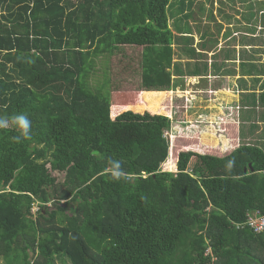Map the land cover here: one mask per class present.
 Listing matches in <instances>:
<instances>
[{
    "label": "trees",
    "instance_id": "obj_1",
    "mask_svg": "<svg viewBox=\"0 0 264 264\" xmlns=\"http://www.w3.org/2000/svg\"><path fill=\"white\" fill-rule=\"evenodd\" d=\"M171 3L0 0L7 264H264V234L233 223L264 212V141L222 156L184 148L172 169L171 108L114 111L118 77L159 93L174 88L173 75L200 73L199 64L184 71L174 61L176 47L192 58L201 52L189 27L171 28ZM92 76L102 79L95 88ZM259 97L264 107V90ZM18 114L32 121L30 138L11 123ZM113 161L126 179L112 178Z\"/></svg>",
    "mask_w": 264,
    "mask_h": 264
},
{
    "label": "rangeland",
    "instance_id": "obj_2",
    "mask_svg": "<svg viewBox=\"0 0 264 264\" xmlns=\"http://www.w3.org/2000/svg\"><path fill=\"white\" fill-rule=\"evenodd\" d=\"M221 1L222 0H184L185 3H182V0H172L169 8L171 28L176 33V27L178 24L181 27H189L194 34V42L192 44L198 48L199 52H201V55L192 58L182 53L178 50V47H176L174 61L177 62L179 67H182L184 71L188 68H197V64L203 66L204 61L207 62V64H210L209 58L211 53H206L200 45L202 42L200 41L201 31L205 32L208 30L214 37L217 35L219 38L222 35L226 37L225 33L227 32L228 27L222 24V29H219V20L221 19L220 17L222 14L219 13L218 10L222 8ZM229 1L230 0H224V2L227 3V7H225L227 12L228 5L231 3V1ZM250 1L256 5L259 0ZM262 2L264 4V0L259 1L260 5ZM243 4L245 3L237 4L241 11L240 14L242 12H247V8L244 7ZM248 4L249 3H246L245 5ZM192 12L193 18L192 16L187 17V14ZM211 16H215L214 21L210 19ZM206 17H209L211 21L206 20ZM206 21L208 22L206 23ZM235 26L237 25H230L232 29ZM244 26L251 28V25ZM239 28L244 29L245 27ZM259 33L258 44L253 50L258 53L256 56L260 59H257L255 64L264 63V36L262 35L264 33V25L261 26ZM118 59L122 62L123 66L125 62H123L120 55L116 57V60ZM104 60L102 57L97 58V61H99L100 64L99 67L101 66V63L103 64V62H105ZM230 67L231 66L229 65L228 68ZM100 77L92 76L90 78L93 88L96 87L98 80H102ZM223 77L224 78H216L215 76H212L208 79H204L205 77L202 78L194 75H173L174 88L170 91L159 93H156V91L145 92L141 90V84L137 79L133 82L128 79V81H126L124 77H118L116 79L117 87L111 94V101L115 108V113H119L122 110L129 108L139 109L150 106H167L171 108V119L173 124L171 130L167 133L171 143L170 164L168 163L165 166L174 169L178 152L184 148L220 156L230 153L238 146L240 138L239 133L242 134V132H244L243 126H240L239 117L248 122L250 120L251 122L256 118L257 113L264 116V107L260 106L259 109H256L255 102L253 104V110H250L247 104L242 106L239 105L237 96L241 95L243 87L238 77ZM260 78L261 82H259L257 86L264 83V76H260ZM218 85L220 86L219 88L217 87ZM215 90H217L216 93L213 92ZM220 90H228L233 93V95L236 94V97L230 98V100L227 101L224 100L220 104V100H222L218 97ZM249 95L252 96L253 99H256V97L260 98L255 94ZM217 100H219V102ZM243 103H247V101H243ZM222 104L225 105V109L223 110H225L226 113L222 116L225 119H220L221 114H219V107L223 106ZM243 106H246V110L243 109ZM205 110L214 112L219 119H214L213 116L211 118L209 115L205 116V113H203ZM216 123H219L220 126L216 125ZM248 129L249 124H245V130L248 131ZM253 130L255 132L259 131L257 134L261 135L260 141H264V123L259 124L258 130L255 128ZM207 136H210V138H206ZM53 174L57 176L59 182L64 180L65 173L54 171ZM37 208V205L34 206V209ZM57 263L61 264V260L58 259ZM0 264H7V262L3 258H0Z\"/></svg>",
    "mask_w": 264,
    "mask_h": 264
},
{
    "label": "crops",
    "instance_id": "obj_3",
    "mask_svg": "<svg viewBox=\"0 0 264 264\" xmlns=\"http://www.w3.org/2000/svg\"><path fill=\"white\" fill-rule=\"evenodd\" d=\"M230 1L231 3L228 5V12L225 8L227 7V3H225L224 0L221 1L222 8L218 10L219 13L222 14L220 17L221 19L219 20V29H222V24L228 27V30L225 33L226 37H224L223 35L220 38L218 35L214 37L213 34L208 30H206L207 33L204 37V32H200V41L207 43V46L202 48L204 49V51H206V53H211V56L209 58L210 64H207V62L204 61L203 66L199 65L201 67L200 73L195 74L194 76L202 78L205 77L204 79H208L212 76H215L216 78H224L223 76L238 77L241 81L243 89L241 91V95L237 96V101L239 105L242 106L247 104L249 106V109H253L254 99L249 94H255L260 96L261 92L264 90V83L260 86H257V84L261 82L260 76H264V73L261 70L262 65L264 63L255 64L257 59L260 58L256 56V54L258 53L253 50L255 46H257L259 41L258 36H260V28L264 25V13L262 15V8L259 3L260 0L257 2L256 5L255 3L253 4V2H251L250 0ZM239 3H249L248 5L243 4L244 7L247 8V12H242L240 14L241 11L237 6V4ZM210 19L214 21L215 16H211ZM210 19L209 17H206V20L209 21ZM208 21H206V23ZM233 24H236L237 26L232 29L230 25L232 26ZM244 25H251V28ZM239 27L245 28L242 29ZM262 35L264 36V33ZM229 65L231 66L230 68H228ZM217 87L219 88L220 86L218 85ZM216 91L217 90L213 92L216 93ZM218 95V97L222 99L220 100V104L224 100L227 101L230 100V98L236 97V94L233 95V93L228 90H220V94ZM256 99H258V97H256ZM217 101L219 102V100ZM243 101H247V103H243ZM224 106L225 105L219 107V114H221L220 119H225L222 117L223 114L226 113V111L223 110L225 109ZM259 108L260 106H256V109ZM243 109L246 110V106H243ZM203 113H205V116L209 115V117L211 118L213 116L214 119H219V117H216L214 112H209L208 110H205ZM239 121L240 126H243L244 128V132H242V134L239 133L240 138L238 145L240 144L241 140L244 142H252L254 139L260 141L261 135L257 134L259 133V131L255 132L253 130L254 128L258 130L259 124L264 123V120L260 117V114L257 113L256 118L251 122L250 120L248 122L247 120L242 119L240 117ZM245 124H249L248 131L245 130ZM256 124L257 126H255ZM216 125L220 126L219 123H216ZM206 138H210V136H207Z\"/></svg>",
    "mask_w": 264,
    "mask_h": 264
},
{
    "label": "clouds",
    "instance_id": "obj_4",
    "mask_svg": "<svg viewBox=\"0 0 264 264\" xmlns=\"http://www.w3.org/2000/svg\"><path fill=\"white\" fill-rule=\"evenodd\" d=\"M11 123L16 126V128L20 131L21 136L25 138L31 137L32 130V121L25 114L14 115L11 118ZM9 126V119L4 116H0V129L7 128ZM229 167H231V162L229 163ZM111 176L114 180H119L122 177L127 178L125 173L121 170L120 164L118 162L113 161L111 167Z\"/></svg>",
    "mask_w": 264,
    "mask_h": 264
},
{
    "label": "built area",
    "instance_id": "obj_5",
    "mask_svg": "<svg viewBox=\"0 0 264 264\" xmlns=\"http://www.w3.org/2000/svg\"><path fill=\"white\" fill-rule=\"evenodd\" d=\"M34 211L38 210L34 209ZM237 228H241L244 226H249L256 234H264V212L260 209L249 210L247 212V218L244 222H234ZM211 252V247L206 250V254Z\"/></svg>",
    "mask_w": 264,
    "mask_h": 264
}]
</instances>
